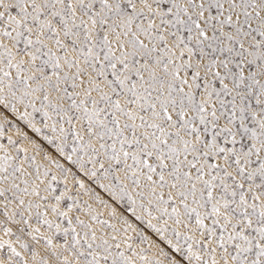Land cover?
Segmentation results:
<instances>
[{
    "label": "snow or ice",
    "instance_id": "snow-or-ice-1",
    "mask_svg": "<svg viewBox=\"0 0 264 264\" xmlns=\"http://www.w3.org/2000/svg\"><path fill=\"white\" fill-rule=\"evenodd\" d=\"M0 264H264V0H0Z\"/></svg>",
    "mask_w": 264,
    "mask_h": 264
}]
</instances>
